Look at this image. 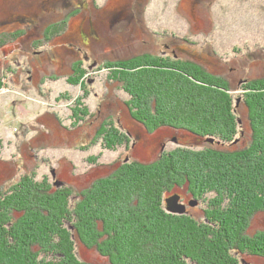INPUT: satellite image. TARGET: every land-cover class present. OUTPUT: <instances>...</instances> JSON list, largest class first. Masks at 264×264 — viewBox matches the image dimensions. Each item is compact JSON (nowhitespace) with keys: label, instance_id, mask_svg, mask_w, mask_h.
Listing matches in <instances>:
<instances>
[{"label":"trees","instance_id":"16d2710c","mask_svg":"<svg viewBox=\"0 0 264 264\" xmlns=\"http://www.w3.org/2000/svg\"><path fill=\"white\" fill-rule=\"evenodd\" d=\"M78 13L71 10L69 18ZM65 27V21L54 24L45 36L56 38ZM22 33L7 35L14 39ZM191 63L143 54L106 61L103 68L130 96L126 110L147 133L171 129L213 147L231 144L238 134L240 105L251 130L248 145L231 153L183 148L151 164L126 158L80 193L24 175L0 192V264H89L78 258L81 246L109 264H241L244 256L264 260V232L248 234L250 219L264 213V77L243 81V94L234 99L230 84ZM74 74L67 82L81 85L85 72L75 67ZM73 111L75 122L89 115L85 109ZM106 126L99 127L90 145L99 139L105 150H128L129 135L113 123ZM183 189L192 198L189 204L206 205L202 219L166 212L165 199Z\"/></svg>","mask_w":264,"mask_h":264},{"label":"rangeland","instance_id":"374dc122","mask_svg":"<svg viewBox=\"0 0 264 264\" xmlns=\"http://www.w3.org/2000/svg\"><path fill=\"white\" fill-rule=\"evenodd\" d=\"M74 9L79 13L69 18ZM63 21L60 36H45ZM19 31V38L7 35ZM143 54L192 62L230 84L239 99L243 81L264 77V0H0V192L25 175L80 193L126 158L151 164L178 149L213 147L171 129L147 133L131 120L124 105L130 96L103 65ZM75 67L85 72L81 85L67 82ZM77 109L89 114L81 122L73 119ZM236 116L234 143L213 148L231 153L248 145L246 109L239 105ZM103 123L129 135L128 150H105L99 139L90 145ZM177 193L188 215L202 219L206 205L191 207L187 190ZM260 232L264 213L249 222V236ZM77 255L89 264H109L82 246ZM241 264L264 260L244 256Z\"/></svg>","mask_w":264,"mask_h":264},{"label":"water","instance_id":"95a60500","mask_svg":"<svg viewBox=\"0 0 264 264\" xmlns=\"http://www.w3.org/2000/svg\"><path fill=\"white\" fill-rule=\"evenodd\" d=\"M180 195L176 194L165 199L166 212L173 215L186 214V206L182 204ZM191 207L196 206V203H190Z\"/></svg>","mask_w":264,"mask_h":264},{"label":"flooded vegetation","instance_id":"af4514ba","mask_svg":"<svg viewBox=\"0 0 264 264\" xmlns=\"http://www.w3.org/2000/svg\"><path fill=\"white\" fill-rule=\"evenodd\" d=\"M181 203H182V199H181V201H180ZM182 204H184V203H182ZM185 205V204H184ZM186 206V205H185ZM186 212L188 213L189 212V208H187V206H186Z\"/></svg>","mask_w":264,"mask_h":264}]
</instances>
